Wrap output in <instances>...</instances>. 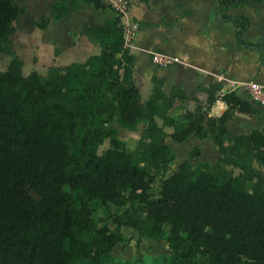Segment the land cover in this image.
<instances>
[{
  "label": "trees",
  "instance_id": "1",
  "mask_svg": "<svg viewBox=\"0 0 264 264\" xmlns=\"http://www.w3.org/2000/svg\"><path fill=\"white\" fill-rule=\"evenodd\" d=\"M262 1L219 0L217 17L231 21L238 44L264 61V36L245 41L249 17L229 13L230 7ZM84 2L113 9L104 0ZM77 7L78 0H57L52 16L42 15L35 25L46 29ZM22 11L15 0H0V54L13 56L0 70V264H264V126L248 134L227 126L236 111L258 113L253 104L235 91L217 94L222 85L213 83L204 88L207 109L218 98L228 108L210 117L196 99V109L178 125L169 110L189 94L181 85L166 92L165 80L156 75L144 102L118 11L103 23L81 26L99 53L52 65L46 75H24V60L10 46ZM140 123L144 129L133 149L112 126L136 130ZM166 126L175 130L169 134ZM191 134L210 137L218 160L195 166L184 160L168 175L176 153L166 138L181 142ZM107 139L109 147L99 153ZM199 153L198 147L190 151ZM96 201L112 226L98 220ZM128 204L131 213L112 211ZM125 226L153 239L166 232L173 253L149 263L116 259L112 250L124 241Z\"/></svg>",
  "mask_w": 264,
  "mask_h": 264
},
{
  "label": "crops",
  "instance_id": "2",
  "mask_svg": "<svg viewBox=\"0 0 264 264\" xmlns=\"http://www.w3.org/2000/svg\"><path fill=\"white\" fill-rule=\"evenodd\" d=\"M56 1L53 0L52 4ZM78 3L80 7L72 8L68 15L52 20L47 28L43 29L49 33L55 26L60 28L77 12L86 17L78 23L79 34L75 38L71 37V41L63 43L62 46L57 44L59 53L54 54L57 66L85 61L91 54L99 53L100 46L80 32L81 26L84 23H103L117 15L116 11L110 7L98 9L94 5L86 4L84 0H78ZM218 5L219 0H150L149 3L130 0L128 15L132 24L138 25L126 35L130 41L129 47L136 56L134 76L144 102L150 97L154 75L165 80L166 92H170L174 85H181L186 89L189 99L176 100L169 110V114L178 125L186 122L185 114L188 111L193 112L196 109V99L203 104L208 116H220L228 108V104L218 98L211 108L207 109L208 93L204 88H208L213 83H221L222 89L218 90L217 94L235 91L241 97L248 99L257 109L258 113L254 115L236 111L227 123L232 133L248 134L253 129L263 128L264 103L254 100L244 82L256 80L264 84V61L256 50L238 44L236 26L231 21L218 19ZM229 13L245 14L249 17L250 27L242 35L245 41L255 42L264 36V1L230 7ZM66 27L61 26V30ZM68 29L69 27L66 31ZM156 53L167 54L178 59L171 64L160 65L153 59ZM39 64V61L33 63L29 69H35L42 75H46L47 69L40 68ZM158 121L162 123L159 118ZM140 124L144 125V123ZM136 130L128 131L136 132ZM165 130L170 134L175 127L166 126ZM203 139L213 147L214 151L216 148L219 150L210 137L200 138L191 134L184 141L194 140L200 149V155H191L183 160L178 159L179 164L184 160H190L195 166L208 161L214 164L218 160L220 151H216L212 159H202L203 147L200 146V141ZM173 141L176 140L171 136L166 138V142L175 151ZM189 149L190 147L186 151ZM175 153L177 157V152Z\"/></svg>",
  "mask_w": 264,
  "mask_h": 264
},
{
  "label": "rangeland",
  "instance_id": "3",
  "mask_svg": "<svg viewBox=\"0 0 264 264\" xmlns=\"http://www.w3.org/2000/svg\"><path fill=\"white\" fill-rule=\"evenodd\" d=\"M21 7L23 11L20 13L19 17L13 22V25L16 28V31L11 37L10 46L13 48L16 56L24 60L23 73L29 75L31 71L35 69H29V66L33 63L39 61L40 68H45L48 71V68L52 65H55L56 58L54 54L58 55L59 47L63 43L71 41V37L75 38L79 31L77 30L78 23L84 20L85 15H82L80 12L73 14L71 19L66 20L61 26H67L64 30L56 28V26L48 33L43 29L38 28L35 25V21L40 19L42 15H47L48 17L52 16L51 5L53 0H15ZM110 5V4H109ZM111 8V7H110ZM75 23V27H74ZM133 24L132 26H134ZM69 27L68 31L66 29ZM63 32V33H62ZM130 34V32H128ZM130 39V37H129ZM77 40V39H75ZM74 40V41H75ZM59 41V43H58ZM76 42V41H75ZM12 55L7 53L0 54V70L6 69L9 61L12 59ZM57 66V65H56ZM118 130V137L125 141L128 148L133 149L136 147L138 139L140 137L141 131L143 130L144 125L140 124L136 132H130L124 129L122 126L119 127L117 124H113ZM173 148L177 152L176 160L171 164V169L168 175L172 174L178 167V159L183 160V158L191 156V148L197 147L194 143V140H187L183 142L173 141ZM200 146L203 147L202 159H212L216 155V151L219 150L216 148V151L213 150V147L206 143L203 139L200 141ZM214 145V144H213ZM109 147V140L107 139L103 145L99 147V153H102L103 150ZM190 147V151H186ZM199 148V147H198ZM200 155V154H199ZM198 156V155H197ZM209 162V161H208ZM264 169V167H263ZM235 174H238L240 170L234 168ZM160 178L158 175L155 182L152 185V190L155 194L160 189ZM95 214L99 221L102 223H109L107 221L106 207L101 204V202L96 201L95 204ZM112 211L116 214L126 215L127 212L130 213L133 211V208L130 204L117 207L112 206ZM169 226L166 225L165 229L168 230ZM124 233V241L118 243L112 250L116 259L118 260H131L137 261L138 258H141L146 263L153 261L156 257L165 254L173 253V250L169 247L168 242L166 241V232L161 239H153L148 236H139L138 232L132 227L125 226L122 228Z\"/></svg>",
  "mask_w": 264,
  "mask_h": 264
},
{
  "label": "built area",
  "instance_id": "4",
  "mask_svg": "<svg viewBox=\"0 0 264 264\" xmlns=\"http://www.w3.org/2000/svg\"><path fill=\"white\" fill-rule=\"evenodd\" d=\"M104 1L110 4L113 7V9L116 11V13L118 11L122 14V22L125 27V37L128 34V32H131V30L135 29L138 26L137 24L132 26L133 24L130 21V18L128 15L129 9H130V0H104ZM126 40L130 42L127 37H126ZM153 59L157 64L168 65L178 58L175 59L174 57L167 55V54L156 53ZM244 84L247 86V89L252 95V97L254 98V100L264 103V84L263 83H259L255 80H249V81L244 82Z\"/></svg>",
  "mask_w": 264,
  "mask_h": 264
}]
</instances>
